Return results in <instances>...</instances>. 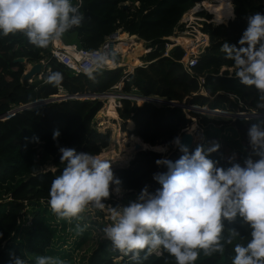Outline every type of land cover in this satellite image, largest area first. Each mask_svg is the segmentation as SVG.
Instances as JSON below:
<instances>
[{"label":"trees","instance_id":"16d2710c","mask_svg":"<svg viewBox=\"0 0 264 264\" xmlns=\"http://www.w3.org/2000/svg\"><path fill=\"white\" fill-rule=\"evenodd\" d=\"M202 1L83 0L80 11L84 20L80 27L64 34L63 43L94 49L118 30L136 36L148 49L140 58L142 64L130 72L123 66L101 68L94 74V80L84 73L73 74L57 62L50 54L51 44L40 49L19 33L0 36V200L3 194L8 196V200L0 201V264H12V256L34 264L38 255L56 257L66 264H114L118 250L104 236L99 209L89 207L69 222L57 219L47 203L51 182L64 167L60 147L100 154L110 143L109 131H100L93 124L102 101L74 95L103 94L122 82L119 91L122 94L156 96L191 106L184 111L183 107L159 102L119 99L115 112L121 132L152 147L168 143L170 147L166 154L140 150L125 165H111L115 178L121 181L122 191L118 198L110 192L104 201L113 207L134 201L146 185L149 192L160 187L153 175L167 169L155 161L162 158L175 161L182 155L171 141L192 119L197 138L188 148L190 153L199 143L216 141L220 147L210 159L217 161V166H230L228 158L233 154L243 166L244 158L251 154L246 131L251 124L264 119V112L256 109L257 90L235 78L234 62L225 58L221 46L224 42L237 45L247 27V17L256 12L264 14V0H231L234 18L225 23L212 25L206 22L210 21L208 13H196L205 20L199 21V30L206 35L207 44L194 65L185 69L179 62L184 53L182 48L167 38L175 29H182L178 24L181 15ZM72 2L76 4L77 0ZM165 44H169L167 49ZM17 58H23L24 62ZM33 63H41L39 73L23 80L25 66ZM50 70L63 74L61 86L44 82ZM59 90L70 97L41 104V100ZM27 104L28 108L1 118ZM198 107L205 108L206 113L199 112ZM236 113L250 116L223 117ZM127 121H131L128 130ZM55 131L59 132L56 140ZM77 225L85 228L82 234H77ZM228 229H235L239 236L231 245H225L224 253L206 257L201 251L194 264H232L235 244L246 245L250 229L239 217L232 223L225 221V239ZM144 255L140 252L139 257H134L128 253L121 263L176 264L166 252L152 253L146 259Z\"/></svg>","mask_w":264,"mask_h":264},{"label":"clouds","instance_id":"9594fccd","mask_svg":"<svg viewBox=\"0 0 264 264\" xmlns=\"http://www.w3.org/2000/svg\"><path fill=\"white\" fill-rule=\"evenodd\" d=\"M82 4L83 0L76 4L72 0H0V36L19 33L31 45L48 48L81 26ZM221 51L234 62L235 78L255 87L256 109L264 112V14L248 16L237 45L224 42ZM104 61L103 55L92 58L84 74L94 80ZM63 79L61 72L50 70L44 82L59 87ZM58 136L55 131L53 139ZM246 137L251 154L244 158L243 166L233 154L228 167L217 166L218 162L210 159L220 147L218 142L199 143L190 153L180 137H175L171 143L182 155L175 161H155L167 169L153 175L160 187L149 192L146 185L134 201L115 207L104 203L110 197V186H117L116 193L121 191L110 160L99 153L60 147L64 167L51 182L48 206L57 219L69 222L89 207L107 209L110 224L102 231L114 249L134 257L144 252L145 259L166 252L176 264H194L201 251L206 257L223 254L225 245L239 236L235 229H228V237H223L225 221L232 223L239 217L250 229V239L246 245L235 244L232 264H264V119L251 124ZM159 150L167 151V147ZM76 230L79 235L85 228L77 225ZM12 264L26 261L12 256ZM34 264L66 262L38 255Z\"/></svg>","mask_w":264,"mask_h":264},{"label":"rangeland","instance_id":"374dc122","mask_svg":"<svg viewBox=\"0 0 264 264\" xmlns=\"http://www.w3.org/2000/svg\"><path fill=\"white\" fill-rule=\"evenodd\" d=\"M199 11H204L206 13H209V15H210L209 20H210V23L212 25L218 24V23H225L227 20H229L233 17L231 0H203L202 2L194 3V5L189 10L184 12L179 19L178 24L182 25V29L181 30L175 29V31H173V34L171 36L173 39H175L176 43L180 44L187 52H189V51L198 52L199 47L197 49H195V46H193V42L200 39V35L198 32L200 31L199 27H201V23L199 21H201L202 18L197 16V14H196ZM115 37L117 39V45L115 46V48L119 52L120 56L124 57L126 55H135L136 60L132 64L134 66L142 64V61L140 58L147 51L146 47L144 46L143 41L135 38V36H129L126 33H122V32L115 33ZM171 37H168V39L171 40ZM53 44L55 46H61L60 42L59 43L53 42ZM137 52H139V53H137ZM120 62L121 61H119L118 63L121 65ZM106 63L109 67H113L112 63H110L108 61ZM29 66H30V64L25 66V71H27ZM123 67H125V71L129 70L127 65H125ZM58 94H62V95H64V97H70V96H66L60 90H59ZM50 97H52V96H50ZM72 97H76V96L74 95ZM92 97L96 98V99H100V101H102V106H101L102 108L100 109V111L98 113L95 114L94 119H93V124L100 131H104V130L109 131L110 143L106 149H104L100 152V155L102 153L107 152V154L109 156L108 158H114L115 157L114 160L109 159L111 165H114V164H122V165L124 164L125 165L127 163V161H125L124 159L127 156V153H129V151L132 148V141H130L129 139L133 135H128L125 131L124 132L119 131L120 121L117 118V115L115 112V105L117 103V100L120 98H127V99L134 100V101L135 100H143V101H152V102H162V103H167V104H172L174 102V101H167L163 98H159L156 96L143 97V96L135 94V93L131 94V95L130 94H122V93L118 92L116 89H111L110 91H107L103 94H96V95H93ZM92 97L89 96V98H92ZM77 98H79V99L80 98H88V96H80L79 95V97H77ZM180 104H182V103H180ZM106 106H111L113 108V110L115 112L116 119H112V118H109V117H106L103 115H99L104 110V108ZM187 107H190V106H183V110L187 111L188 110ZM198 109H201V108L198 107ZM199 112L206 113V110H205V108H202L201 110H199ZM236 115H237V117H246V116H249L250 114H248V113H239V114L236 113ZM130 126H131V121H127L125 128L128 130L130 128ZM195 128H196V125L192 119V123L184 129V131H186V132L187 131L192 132V144H194V141H196V138H197V136L195 137V133H194ZM118 134L120 135V137ZM116 135H118L119 140L117 142H113V140H112L113 136H116ZM164 146H166V145L161 144L160 146H155V147L151 146V147L154 150L157 147H159L158 149H160L161 147H164ZM112 147H113V149H112ZM168 150H169V147H167V151H160V150H157V151H160L159 153H161V154H166L168 152ZM112 151L114 152V154ZM116 157H118V158H116ZM44 168L45 169L46 168L52 169L50 166L49 167L45 166ZM115 188L116 187L114 185H112L110 187V192L112 193V195L115 198H118L122 191H120V193H116L114 191ZM6 200H8V196H7V194H3L0 201L4 202ZM100 212L102 214V216L100 217V223L104 228L110 224L109 213L107 212V209L100 210ZM93 219H95L94 216H93ZM153 254H158V253H153ZM124 255H125L124 253H122L118 250L117 256L113 259V261L116 259H120V261H121L122 257Z\"/></svg>","mask_w":264,"mask_h":264},{"label":"built area","instance_id":"2783aa9c","mask_svg":"<svg viewBox=\"0 0 264 264\" xmlns=\"http://www.w3.org/2000/svg\"><path fill=\"white\" fill-rule=\"evenodd\" d=\"M201 20L204 19L202 18ZM206 22H210V21H206ZM198 33L200 35V39L193 42V46H195L196 49L199 47L198 52H194V51L186 52L185 49L180 44L176 43L175 39L171 37V40H169L167 38L170 42H172V44L178 45L179 47L182 48L184 53L181 59L179 60V62L183 65L185 69H189V67L194 65L198 53L207 44L206 35L203 34L201 31H199ZM116 45H117V39L115 35L112 33L107 37H105L103 42L97 48L94 49H84L76 45L75 43L61 44V46H55L52 43L50 54L57 62L62 64L64 67H66L71 73L77 74V73H84L83 70L85 68L91 67V63H90L91 59L99 55H103L105 58L102 68H113L119 65V63H115L113 61L114 53H116L119 59H121L119 52L115 48ZM168 47L169 44H165V49H167ZM107 61H111L113 63L112 65L113 67H109L106 63ZM120 84H122V82H118L111 89H116L119 92L121 88ZM117 106H119V99L117 100L115 108Z\"/></svg>","mask_w":264,"mask_h":264},{"label":"water","instance_id":"95a60500","mask_svg":"<svg viewBox=\"0 0 264 264\" xmlns=\"http://www.w3.org/2000/svg\"><path fill=\"white\" fill-rule=\"evenodd\" d=\"M116 33V32H115ZM115 33H113L115 35ZM135 38H137L135 36ZM17 61L19 62H24V59L23 58H17L16 59ZM113 61L115 63H118L119 61H121L120 63H122V65H117V66H125L124 63L126 62V58L122 57L121 59H119L118 55L116 53H114L113 55ZM40 66H41V63H33L29 66V68L27 69V71H25L22 75V79H29L30 77H32L33 75H36L39 73V70H40ZM138 66V65H136ZM116 67V66H115ZM135 66H133L130 70H127V71H131ZM59 93V92H58ZM56 94V95H53L52 97H48L46 99H43L41 100V104L42 103H46V102H50V101H55V100H60V99H64V98H68V97H64V95L62 94ZM66 95V94H65ZM68 96V95H66ZM75 96H78V95H75ZM77 98V97H75ZM93 99V98H91ZM100 100V99H99ZM161 104H164V105H169V106H180V107H183L184 104H180L178 102H173L172 104H167V103H162V102H159ZM183 105V106H182ZM27 106H29L28 104L27 105H23L22 107H17V108H14L12 110V113H9V114H3L2 115V119L3 118H6L7 116L13 114L14 112H17V111H20L22 109H25V108H28ZM203 108V107H202ZM203 113V112H202ZM213 116H217V115H213ZM250 116V115H249ZM223 117H231V118H234V117H237L236 114H233V115H223ZM119 131H120V128H119ZM180 139H181V143L184 144L185 146H187L188 148L192 145V134L189 135V131H183L180 135H179ZM167 147H170V144H166ZM152 147L147 145V144H144L143 142H141V140L138 139V142H135L133 145H132V148L131 150L129 151V153H127V156L125 157V161H127L135 152L137 151H140V150H153L151 149ZM155 151V150H153ZM156 152H160V151H156ZM123 163V162H122ZM114 264H122L120 259H116L114 260Z\"/></svg>","mask_w":264,"mask_h":264},{"label":"bare ground","instance_id":"6f19581e","mask_svg":"<svg viewBox=\"0 0 264 264\" xmlns=\"http://www.w3.org/2000/svg\"><path fill=\"white\" fill-rule=\"evenodd\" d=\"M54 43H59V41H56V42H54ZM54 45V44H53ZM196 49V48H195ZM186 51V50H185ZM187 52V51H186ZM137 53H139V52H137ZM125 58H126V62L124 63V65H127L128 66V69L130 70L134 65L132 64L135 60H136V56L135 55H126V56H124ZM123 57V58H124ZM122 58V57H121ZM108 62H110V63H112L111 61H108ZM113 64V63H112ZM121 65H122V63H121ZM81 96V95H80ZM93 95H90V97H92ZM76 97H79V95L78 96H76ZM89 97V96H88ZM93 98V97H92ZM183 104V103H182ZM191 107V106H190ZM9 113H12V110H10V112ZM8 113V114H9ZM7 115V114H6ZM99 115H103V116H106V117H109V118H112V119H116V116H115V112H114V110H113V108L111 107V106H106L105 108H104V110L99 114ZM117 130V129H116ZM113 132V131H112ZM118 133V132H117ZM119 135V134H118ZM118 135H116V136H113V142H117L119 139V137H120V135H119V137H118ZM130 141H132V145L135 143V142H138V139L136 138V137H134V136H132L130 139H129ZM131 143V142H130ZM122 146V145H121ZM159 147H157V148H155L154 150L155 151H157V150H159L158 149ZM112 149H113V147H112ZM152 149V148H151ZM114 151V150H113ZM112 151V152H113ZM113 154H114V152H113ZM101 156H103L104 158H107V159H110V160H114V158H108L109 156H108V154H107V152L106 153H102L101 154ZM111 156V155H110ZM116 156V155H115ZM116 158H118V157H116ZM121 160V159H120ZM112 162V161H111ZM125 162V161H124Z\"/></svg>","mask_w":264,"mask_h":264},{"label":"crops","instance_id":"0c3cea01","mask_svg":"<svg viewBox=\"0 0 264 264\" xmlns=\"http://www.w3.org/2000/svg\"><path fill=\"white\" fill-rule=\"evenodd\" d=\"M117 32H119V31H117ZM117 32H116V33H117ZM61 41H62V40H61ZM61 41H59V42H60L61 44H64V43H62ZM120 85H121V84H120ZM88 98H89V97H88ZM89 99H91V98H89Z\"/></svg>","mask_w":264,"mask_h":264}]
</instances>
